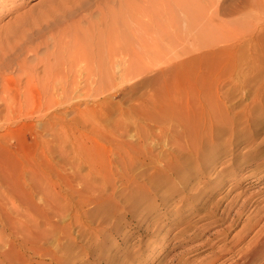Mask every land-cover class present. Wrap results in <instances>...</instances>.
I'll use <instances>...</instances> for the list:
<instances>
[{"label":"rangeland","instance_id":"1","mask_svg":"<svg viewBox=\"0 0 264 264\" xmlns=\"http://www.w3.org/2000/svg\"><path fill=\"white\" fill-rule=\"evenodd\" d=\"M45 1L1 0V37ZM188 1L101 86L0 101V264H231L264 235V0Z\"/></svg>","mask_w":264,"mask_h":264},{"label":"bare ground","instance_id":"2","mask_svg":"<svg viewBox=\"0 0 264 264\" xmlns=\"http://www.w3.org/2000/svg\"><path fill=\"white\" fill-rule=\"evenodd\" d=\"M187 2L46 0L34 18L20 16L13 20L17 24L13 31L0 35V101L8 105L14 102L15 107L21 104L17 100L20 96L25 106L35 101L49 105L54 101L48 95L49 87L77 86L73 74L81 70L88 76L86 86H101V81L91 78L96 71L109 78L115 69H125L131 56L140 53L148 40L159 39L162 25L173 23L177 10L188 6ZM40 49L46 53L39 56ZM30 54L33 60L28 59ZM9 72L14 78L7 76ZM257 240L240 251L233 263H264V235ZM229 250L218 248L222 257Z\"/></svg>","mask_w":264,"mask_h":264}]
</instances>
